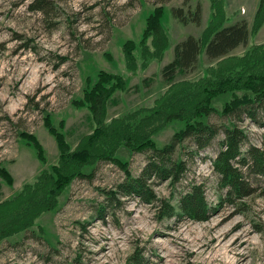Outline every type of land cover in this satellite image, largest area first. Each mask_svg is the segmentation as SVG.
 I'll list each match as a JSON object with an SVG mask.
<instances>
[{"label":"rangeland","instance_id":"1","mask_svg":"<svg viewBox=\"0 0 264 264\" xmlns=\"http://www.w3.org/2000/svg\"><path fill=\"white\" fill-rule=\"evenodd\" d=\"M51 1L43 15L29 10V0H0V168L7 173L0 209L12 210L9 225H27L0 237V264H130L140 252L145 264H264V178L251 196L220 203L211 163L221 133L199 154L183 141L174 153L186 161L182 183L154 184L158 197L174 201L189 181L202 183L212 205L207 218H160L132 197L103 209L108 191L140 173L147 145L162 146L198 120L221 129L229 123L224 107L254 95L247 78L264 73L259 0ZM197 4L199 23L171 10L187 15ZM241 20L247 44L213 60L202 49L192 69L163 78L177 42L193 35L204 43ZM96 89H107L100 121L87 102ZM259 117L262 124L246 116L236 122L247 144L264 147ZM83 149L91 152L86 162Z\"/></svg>","mask_w":264,"mask_h":264},{"label":"trees","instance_id":"2","mask_svg":"<svg viewBox=\"0 0 264 264\" xmlns=\"http://www.w3.org/2000/svg\"><path fill=\"white\" fill-rule=\"evenodd\" d=\"M28 8L31 11L46 15L52 10L53 3L51 0H29ZM171 10L173 15L182 21L200 22L201 7L199 4L193 12L189 11L187 15L182 8H172ZM160 11V8H156L152 19L154 25H156V17ZM263 21L264 0H259L254 13V22L256 25H260ZM249 34L248 23L241 20L215 29L204 43L193 35H187L175 44L173 58L163 66L162 76L166 80H171L179 71L192 69L196 65L202 49L208 60L221 58L239 45L247 44ZM262 59H264V55ZM261 63L264 62L261 61ZM253 74L252 78H247V86L254 95L245 100L233 101L226 105L221 112L222 116L229 120L228 125H222L220 129L214 123L198 120L175 132L162 146L147 145L144 150L150 149L151 154L140 173L134 177L125 176V179L120 181L113 191H108L104 211L108 208L118 207L122 203V198L132 197L143 203L153 205L155 213L160 218L171 219L181 216L194 220L207 218L212 205L206 198L202 183L189 181L184 189L177 195H173L174 201L169 198L158 197L154 184L157 181L169 182L172 185L182 183L187 166L185 159L174 157L177 147L183 141L190 139L194 146V153L199 154L219 136V133L222 134L220 148L211 164L217 175L220 203L234 204L237 200L240 201L254 194L257 191V179L264 178V147L247 144L246 132L236 122V120L240 121L246 116L259 124L263 123L259 117V112L264 114V91L259 88L260 84L264 82V73L254 72ZM233 81L232 78H228L226 84ZM216 86L218 87L217 82ZM106 97L107 89H96L87 98L95 121H100L103 117ZM202 110L203 113L208 114L211 108H203ZM51 129L54 131L52 127ZM55 133L57 140L61 143L63 141L62 134ZM30 142L36 147H40L37 141L30 140ZM60 150L64 152L65 147L60 145ZM74 154L77 155L78 153L75 152ZM90 155L89 150L83 149L81 162L89 160ZM1 177L6 179L7 173L0 168ZM44 207L51 209L53 205L46 203ZM10 211L12 210L0 209V237L9 236L27 227L26 224L16 227L9 225ZM101 218H103V214ZM144 260L145 258L140 252L131 257L130 264H145Z\"/></svg>","mask_w":264,"mask_h":264},{"label":"bare ground","instance_id":"3","mask_svg":"<svg viewBox=\"0 0 264 264\" xmlns=\"http://www.w3.org/2000/svg\"><path fill=\"white\" fill-rule=\"evenodd\" d=\"M24 72V71H23ZM263 128V127H262Z\"/></svg>","mask_w":264,"mask_h":264}]
</instances>
